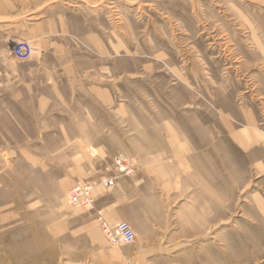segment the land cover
Wrapping results in <instances>:
<instances>
[{"label": "rangeland", "instance_id": "rangeland-1", "mask_svg": "<svg viewBox=\"0 0 264 264\" xmlns=\"http://www.w3.org/2000/svg\"><path fill=\"white\" fill-rule=\"evenodd\" d=\"M37 21L44 22L40 35L25 36L22 24ZM8 23L16 25L11 38L4 34ZM22 40L34 46L25 61L10 51L13 41ZM49 44L64 52L44 53ZM57 56L73 62L75 74L89 86L102 82L112 95L111 106L100 108L90 92L83 103L92 115L71 117L104 128L100 135L113 163L100 166L103 176L115 157L123 156L135 169L127 177L136 180L140 160L148 158L144 152L153 148L165 152L166 161L172 158L167 150L175 147L180 162L208 164L207 156L185 150L190 146L202 154L206 136L224 128L225 222L205 238L207 264H264V167L255 165L258 155L248 157L235 148L227 130L230 124H250L264 139V0H0L1 86L10 75L31 70L40 75L37 62L51 65ZM248 111L256 122L247 123ZM64 119L71 128L70 117ZM0 123L8 127L6 117ZM201 124L213 125L214 132L200 131ZM78 135L0 133L2 146H16L14 160L0 174V264H126L121 251L131 250L145 234L136 207L129 208L115 222L103 219L130 223L136 241L111 246L100 214L70 204L68 191L76 183L60 179L65 164L56 156L63 159L68 142ZM25 142L38 156L33 161L25 160ZM158 199L169 206L174 197ZM175 230L158 229L163 235ZM89 237L106 244L89 243ZM90 247L98 249L89 254Z\"/></svg>", "mask_w": 264, "mask_h": 264}, {"label": "crops", "instance_id": "crops-1", "mask_svg": "<svg viewBox=\"0 0 264 264\" xmlns=\"http://www.w3.org/2000/svg\"><path fill=\"white\" fill-rule=\"evenodd\" d=\"M7 25L10 29L4 34L11 38L14 36L11 27L16 25ZM43 26L44 22L40 21L26 22L22 24V32L25 36H37ZM59 47L45 45L43 52H64ZM57 57L51 65L42 60L37 62L40 75H34L31 70L24 75L8 76V82L3 86L0 83V120L4 121L6 117L8 121L7 128H1L0 123V133L32 130L40 133L68 130L79 133L78 137L74 136L68 142V152L63 151V159L59 160L56 156V162L65 164H62L64 166L60 179L67 181L68 185L81 181L96 183L93 208L97 215L100 214L109 222L124 218L126 210L136 207L138 221L145 234L138 238L131 250L121 251V259L126 264H207L210 255L208 240L205 238L210 228L225 222L224 128L218 126L216 135L206 136L208 146L202 154L189 151L190 146L185 147V154L207 156L208 164L200 161L195 163L193 159L180 162L176 157L179 152L175 147L167 150L172 158L166 161L165 152L159 154L160 150L153 148L152 151L144 152L148 158L140 160L136 180L134 177L118 175L113 164L106 176H103L105 171L100 166L106 162L113 163L100 135L104 128L96 125L92 119L76 118L73 121L71 117L92 115L83 103L88 100L90 92H94V105L100 108L111 106L112 95L105 85L102 86V82H93L94 85L89 86V81H83L75 74L73 62L65 60L63 56ZM97 107L95 108L100 109ZM246 115L250 117L247 123L256 122L255 115L250 111ZM66 116L73 122L71 128L66 127ZM213 128L209 124L200 125V131L214 132ZM227 130L233 146L248 157L258 155V158L253 159L254 163L259 169L264 167V139L257 138L254 126L244 124L237 128L230 124ZM42 141L40 138L41 147H47V142L43 144ZM172 142L178 144L177 140ZM25 144V160L33 161L34 156H38L30 153L27 142ZM15 149L16 146L11 144L2 146L0 141V174L6 164H11L14 160ZM93 150L97 153H93ZM44 158L41 155L42 163ZM114 175H117L114 186L106 188L101 184L104 178ZM159 195H169L174 199H171L169 206H165L159 202ZM168 228L176 230L171 235H167L168 231L165 235L158 231ZM88 240L93 244H106L100 237H89ZM94 249L98 248L90 247L89 254ZM99 249L104 250L105 246ZM214 254L217 256V253H212Z\"/></svg>", "mask_w": 264, "mask_h": 264}, {"label": "built area", "instance_id": "built-area-1", "mask_svg": "<svg viewBox=\"0 0 264 264\" xmlns=\"http://www.w3.org/2000/svg\"><path fill=\"white\" fill-rule=\"evenodd\" d=\"M11 54L20 61L31 58L34 46L31 41H13L10 47ZM115 169L120 176H131L135 169L133 164L123 156H117L114 159ZM117 175L104 181L105 187H112L115 184ZM68 199L73 206L94 207L95 197L93 194V185L90 183H76L68 191ZM100 222L108 243L114 247H120L132 244L136 241V232L130 223L120 221L115 225L109 224L100 215Z\"/></svg>", "mask_w": 264, "mask_h": 264}, {"label": "bare ground", "instance_id": "bare-ground-1", "mask_svg": "<svg viewBox=\"0 0 264 264\" xmlns=\"http://www.w3.org/2000/svg\"><path fill=\"white\" fill-rule=\"evenodd\" d=\"M32 43V42H31ZM33 44V43H32ZM114 167H115V165H114ZM117 171V170H116ZM118 173V172H117ZM112 177H114V176H112ZM111 177V178H112ZM109 177H107V178H105V179H103L102 181H101V184H103L104 185V181L106 180V179H108ZM116 182V181H115ZM77 183H90V184H92L93 185V194H94V189H95V183H93V182H77ZM75 185V184H74ZM114 186V185H113ZM107 188V187H106ZM95 197V196H94Z\"/></svg>", "mask_w": 264, "mask_h": 264}]
</instances>
